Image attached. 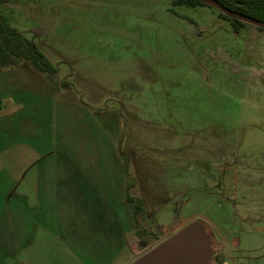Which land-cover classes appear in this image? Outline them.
Listing matches in <instances>:
<instances>
[{"label":"rangeland","instance_id":"374dc122","mask_svg":"<svg viewBox=\"0 0 264 264\" xmlns=\"http://www.w3.org/2000/svg\"><path fill=\"white\" fill-rule=\"evenodd\" d=\"M172 2L1 3L8 25L55 73L28 62L0 67V128L11 119L23 132L48 122L43 144L55 160L54 142L69 137L73 151L78 125L101 143L103 127L114 133L128 197L143 201L138 256L200 221L211 264H264V32L246 23L235 31L211 7ZM131 259L127 247L64 246L47 264Z\"/></svg>","mask_w":264,"mask_h":264},{"label":"crops","instance_id":"0c3cea01","mask_svg":"<svg viewBox=\"0 0 264 264\" xmlns=\"http://www.w3.org/2000/svg\"><path fill=\"white\" fill-rule=\"evenodd\" d=\"M46 108V116L62 120ZM1 125L0 264H47L51 249L64 246L111 253L127 247L131 260L139 257L146 247L127 202L125 155L114 133L103 127L101 143L85 133L88 125H78L73 151L69 137L54 142L61 153L55 160L43 144L48 122L41 129L27 123L24 132L12 119Z\"/></svg>","mask_w":264,"mask_h":264},{"label":"trees","instance_id":"16d2710c","mask_svg":"<svg viewBox=\"0 0 264 264\" xmlns=\"http://www.w3.org/2000/svg\"><path fill=\"white\" fill-rule=\"evenodd\" d=\"M4 1L0 0V4ZM224 8L251 19L264 22V0H214ZM173 6H207L200 0H173ZM218 12V11H217ZM218 16L229 22L235 31L242 28L244 22L230 19L220 12ZM258 31H264L262 28H256ZM22 62H28L33 70L39 73L54 74L55 69L47 59L36 48L31 39L26 38L22 33L11 28L6 19L0 12V67H17ZM1 109V100H0ZM127 202L132 206V215L135 227L138 223L137 218L142 213V204L139 200H132L127 197ZM137 231V230H136ZM139 233L138 231L136 232Z\"/></svg>","mask_w":264,"mask_h":264},{"label":"water","instance_id":"95a60500","mask_svg":"<svg viewBox=\"0 0 264 264\" xmlns=\"http://www.w3.org/2000/svg\"><path fill=\"white\" fill-rule=\"evenodd\" d=\"M200 1L230 19L264 29V22L233 13L214 0ZM131 264H211L209 234L200 221L192 222L139 256Z\"/></svg>","mask_w":264,"mask_h":264},{"label":"flooded vegetation","instance_id":"af4514ba","mask_svg":"<svg viewBox=\"0 0 264 264\" xmlns=\"http://www.w3.org/2000/svg\"><path fill=\"white\" fill-rule=\"evenodd\" d=\"M260 32H264V31H260ZM213 257H216L215 255H213Z\"/></svg>","mask_w":264,"mask_h":264}]
</instances>
